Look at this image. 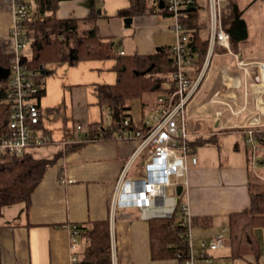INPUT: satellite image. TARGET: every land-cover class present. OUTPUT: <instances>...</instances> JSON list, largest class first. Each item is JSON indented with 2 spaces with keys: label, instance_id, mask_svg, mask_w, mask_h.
<instances>
[{
  "label": "crops",
  "instance_id": "0c3cea01",
  "mask_svg": "<svg viewBox=\"0 0 264 264\" xmlns=\"http://www.w3.org/2000/svg\"><path fill=\"white\" fill-rule=\"evenodd\" d=\"M28 2L32 6V15L35 16L36 0ZM94 2L98 12L97 33L112 38V46L117 53L152 54L161 47L170 49L175 41L171 29L172 20L166 14L154 12L128 16L132 17V21L127 23L123 21V17L116 16V12L127 8L130 0ZM198 7V15L205 21V29H201L200 34L205 38L209 31L207 5L200 4ZM89 9V0H62L58 3L56 16L84 18ZM11 24V7L0 0L2 49L5 45L9 46ZM230 43L234 52L242 60L246 59L234 44V38ZM29 50L30 45L22 52L28 55ZM215 58L218 62L214 64L212 61ZM253 60L244 61L264 62ZM115 64V59L78 60L73 64L53 62L46 64L50 73L39 80L32 77L41 86L40 95L35 99L40 110L39 132L48 136L49 142L33 146L28 153L34 158L53 161L34 189L28 205L18 202L1 208L0 264H71L68 228L74 225L90 227L96 221L108 223L111 264H181L176 257L152 258L149 218L141 217L139 210H117L113 214L110 212L117 176L138 142L132 137L119 138L116 134L105 138L100 132L96 138H87L91 124L100 123L104 128L111 122L108 107L98 104L97 87L115 83ZM223 69L230 75L240 74L241 93L246 91L248 102L252 97V94H248L247 86H251V89L253 87L237 67L235 57L217 46L207 75L189 105L192 137L214 136L219 143V147L211 143L194 147L193 154L197 157V162L188 163V184L184 185L180 194V198L189 205L196 251L199 250L197 244L200 239L212 236L227 224L230 212L248 207L251 193L259 189V182H256L259 177L250 168L251 146L246 141V129L252 126L249 123L253 116L251 106L241 114L246 119L235 124L229 122L230 115L225 110L217 118L213 109L208 108V99L220 84ZM260 69L261 72L257 71V75L263 72L261 67ZM193 70L194 67L191 77L194 76ZM255 81L261 83V87L257 89L260 92L264 76ZM253 91L254 89L251 92ZM152 92L157 94L156 100L161 95H167L166 92ZM247 95L251 96L249 100ZM144 97L138 99L141 108L147 105ZM258 105L264 109L260 101ZM149 106L147 113L142 111L137 120H133L131 115L136 128L142 126L143 120L159 103L155 101ZM260 121L259 125L264 126V114L260 116ZM78 125L80 128H77ZM141 168L142 157L136 158L129 168V176H138L142 172ZM257 169L258 172L261 171L260 168ZM255 235L259 241V255L255 259L252 254H247L241 258L245 259V264H264V227L256 228ZM78 242L77 257L82 263L87 241L79 232ZM229 253L227 243L211 252L215 264L239 263L240 259L229 258Z\"/></svg>",
  "mask_w": 264,
  "mask_h": 264
},
{
  "label": "built area",
  "instance_id": "2783aa9c",
  "mask_svg": "<svg viewBox=\"0 0 264 264\" xmlns=\"http://www.w3.org/2000/svg\"><path fill=\"white\" fill-rule=\"evenodd\" d=\"M11 7L12 24L9 28V46L5 45L4 52L12 55L9 60L8 75L3 88L0 103L8 108L7 126L0 133V154L21 155L33 146L49 142L48 136L39 132L40 110L35 95L41 86L33 81L27 63L23 60V52L31 41L25 34L23 22L31 20L32 6L28 0H3ZM158 14H166L171 20V29L175 41L169 49L175 69L171 82L167 85L170 93L159 96L157 106L144 120L140 128H129L130 117L123 119L124 128L117 133L119 138H134L137 145L127 162L119 172L110 201V212L117 210L137 209L141 217H170L175 211L179 213V225L183 229L182 237L188 245V256L181 264H197L198 257L205 264H211V252L223 247L228 235V225H223L217 232L198 242L199 250H195L191 214L188 202L182 200L176 193V187L187 183L188 163H196L197 157L188 144L193 134L191 131L192 116L189 109L192 99L199 90L200 84L206 77L215 48L221 47L224 52L236 59L237 67L244 74L245 80L251 79L246 70L249 66L259 65L264 70V62H244L231 47V36L222 22V6L225 0H146ZM162 3V6H160ZM200 4L207 5L208 11V46L206 57L199 72L191 77L190 73L195 60L189 55V36L185 32L182 20L186 10ZM199 9V7H198ZM153 12V13H154ZM123 54V51H120ZM241 73V72H240ZM221 82L213 90L208 103L222 106L229 115H241L248 109L246 91L235 95L241 88L240 74L230 75L227 70H221ZM231 79L232 84L227 88L224 80ZM250 84L251 82L248 81ZM252 125L246 129V141L250 144L252 154L250 168L257 176L264 179V147L259 144L257 133L264 132L260 116L264 109L258 106L251 97ZM264 105V100H263ZM222 109L215 108V115L220 118ZM77 128H80L78 125ZM142 157L141 173L131 177L129 168L136 158ZM260 168L261 171L258 172ZM258 172V173H257ZM171 187L172 194L167 193ZM181 191V193H182ZM71 264H82L78 255V230L76 225L68 228ZM179 255H177L178 259ZM179 260V259H178Z\"/></svg>",
  "mask_w": 264,
  "mask_h": 264
},
{
  "label": "trees",
  "instance_id": "16d2710c",
  "mask_svg": "<svg viewBox=\"0 0 264 264\" xmlns=\"http://www.w3.org/2000/svg\"><path fill=\"white\" fill-rule=\"evenodd\" d=\"M62 0H36L35 17L23 22V29L31 39L28 55L23 54L32 77L39 80L50 73L46 64L53 62L75 63L88 59H115L116 81L113 84H101L97 87L98 104L109 109L111 122L104 128L100 123H93L87 138H96L100 134L112 137L124 128L123 119L131 117L130 109L133 99H142L152 92H166L167 83L175 65L169 49L161 47L152 54H120L112 46L113 39L100 36L97 33L96 19L98 12L94 0L90 1V9L84 18H58L56 10ZM264 3V0H260ZM154 8L146 0H130L127 8L119 9L116 16L126 18L141 14L153 13ZM240 13L236 0H225L222 6V22L229 30L235 16ZM198 7L186 10L182 20L185 32L189 36V55L195 60L193 73L201 69L207 52L208 38L200 34L204 23L198 15ZM232 41V37L230 39ZM0 49V68L6 69L12 55ZM72 54L77 57L71 58ZM5 78L0 76V100L3 95ZM165 84V85H164ZM41 90L35 95L39 97ZM8 108L0 103V133L7 126ZM262 127H264L262 125ZM129 128H136L133 122ZM259 144L264 147V132L257 133ZM216 144L214 136H195L188 144L194 148L197 145ZM53 159L34 158L28 152L21 155L0 154V210L3 206L24 202L29 204L31 195L40 182L44 172ZM192 226L193 220L191 219ZM149 238L150 251L153 259L177 257L182 262L188 256V245L182 237L183 229L179 225V213L175 211L170 217H150ZM228 235L226 243L229 246V258H244L252 254L256 259L259 255V241L255 229L264 227V182L259 191L250 195L248 207L240 211L230 212L227 217ZM77 227V225H76ZM77 230L86 237L82 263H110V233L107 221H96L90 227L78 226ZM197 264H205L198 257ZM212 264H215L214 260Z\"/></svg>",
  "mask_w": 264,
  "mask_h": 264
},
{
  "label": "rangeland",
  "instance_id": "374dc122",
  "mask_svg": "<svg viewBox=\"0 0 264 264\" xmlns=\"http://www.w3.org/2000/svg\"><path fill=\"white\" fill-rule=\"evenodd\" d=\"M236 1H237L238 10H240V15H242L241 17H242V19H244V21L246 23L247 36L245 39H242L239 41H238V39H234V44H236L238 46V49L240 51H242L243 57L246 58L244 60L251 61L253 59H257V60H263L264 61V3L260 0H236ZM202 22L204 23V26L202 28V30H203V29H205L204 28L205 27V21L202 20ZM131 32L132 31H130V33ZM170 40H171V37H170ZM0 45L4 46L3 44H0ZM1 46H0V49H2ZM116 46H118V40L116 42ZM1 51L4 52V48ZM226 59H227V57H225V60ZM212 62L215 64L216 62H218V59L215 58ZM246 70L251 75V79L248 78V80L251 82V85L254 89V91L251 92L253 89H251V86L250 87L247 86V91L249 92L248 94L249 95L252 94V98L258 104L259 92H257V89H259L261 87V83L258 84V82H256L255 79L256 78L257 79L262 78V76H264V71L262 73H260L259 75H257V71L261 72L259 65L249 66L246 68ZM243 87H244V85H242V88ZM255 88H256V90H255ZM261 91L264 92V85L261 88L260 92ZM240 93H241L240 89L236 91L237 95H240ZM156 95L157 94L155 92H150V93H148V95H145L144 98H145L147 105L143 106L142 108L140 105V101L138 99H135L131 102L132 106H131L130 111H131V115L133 117V120H137L141 116L142 111H144V113H147V111L149 110V107H150L149 104L157 101ZM249 95H247L248 100L250 99L249 97H251ZM248 105L250 107L251 103L248 102ZM208 108L210 110L213 109V111H215V108H221L222 110H225V108L223 109L222 106H216L214 103H210L208 105ZM226 111L227 110H225V112ZM244 119H246V118L244 116L241 117V115H230L229 122L231 124H235L236 122L242 123L240 121H242V120L244 121ZM255 178H257V177H255ZM256 182L257 183L259 182V184H258V186H259L258 191H259L263 187L264 179L257 178ZM167 193L168 194L173 193V190L171 187L167 188ZM238 259H240V260L238 261L239 263H237V264H245L244 263L245 259H242V260H241V258H238Z\"/></svg>",
  "mask_w": 264,
  "mask_h": 264
},
{
  "label": "water",
  "instance_id": "95a60500",
  "mask_svg": "<svg viewBox=\"0 0 264 264\" xmlns=\"http://www.w3.org/2000/svg\"><path fill=\"white\" fill-rule=\"evenodd\" d=\"M160 6H162V3H160ZM123 21L127 22V23H130L132 21V17H126V18L123 19ZM228 31L230 33V36L232 38H234V39H238V41L246 38V36H247L246 23H245L244 19H242L240 17V13H238L235 16L233 25L231 26V28ZM76 57H77L76 54H72L71 55V58L75 59ZM7 74H8V69H2V67H1L0 68V76H1V78L2 77L5 78L7 76ZM263 96H264V93H263ZM181 191H182V186L178 185L176 187L177 195H180Z\"/></svg>",
  "mask_w": 264,
  "mask_h": 264
},
{
  "label": "bare ground",
  "instance_id": "6f19581e",
  "mask_svg": "<svg viewBox=\"0 0 264 264\" xmlns=\"http://www.w3.org/2000/svg\"><path fill=\"white\" fill-rule=\"evenodd\" d=\"M264 71V70H263ZM224 84L229 87L231 84H232V81L231 79H226L224 80ZM263 91L259 92V95H258V101H260L261 103L263 102L264 100V96H263Z\"/></svg>",
  "mask_w": 264,
  "mask_h": 264
}]
</instances>
